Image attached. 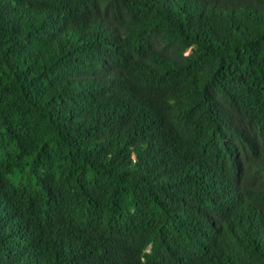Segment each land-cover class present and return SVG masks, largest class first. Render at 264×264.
<instances>
[{
	"label": "trees",
	"instance_id": "obj_1",
	"mask_svg": "<svg viewBox=\"0 0 264 264\" xmlns=\"http://www.w3.org/2000/svg\"><path fill=\"white\" fill-rule=\"evenodd\" d=\"M0 264H264V0H0Z\"/></svg>",
	"mask_w": 264,
	"mask_h": 264
}]
</instances>
